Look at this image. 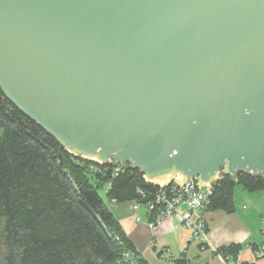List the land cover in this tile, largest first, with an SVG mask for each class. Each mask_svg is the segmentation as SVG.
<instances>
[{
	"label": "water",
	"instance_id": "1",
	"mask_svg": "<svg viewBox=\"0 0 264 264\" xmlns=\"http://www.w3.org/2000/svg\"><path fill=\"white\" fill-rule=\"evenodd\" d=\"M0 90L151 183L262 177L264 0H0Z\"/></svg>",
	"mask_w": 264,
	"mask_h": 264
},
{
	"label": "trees",
	"instance_id": "2",
	"mask_svg": "<svg viewBox=\"0 0 264 264\" xmlns=\"http://www.w3.org/2000/svg\"><path fill=\"white\" fill-rule=\"evenodd\" d=\"M237 186L262 191L264 177L221 176L208 211L234 213ZM138 188L150 189L140 170L69 154L0 90V264H146L109 208L111 200L142 203ZM241 249L214 253L225 259Z\"/></svg>",
	"mask_w": 264,
	"mask_h": 264
},
{
	"label": "crops",
	"instance_id": "3",
	"mask_svg": "<svg viewBox=\"0 0 264 264\" xmlns=\"http://www.w3.org/2000/svg\"><path fill=\"white\" fill-rule=\"evenodd\" d=\"M233 199L232 214L206 212L204 244L195 241L176 218L164 219L149 229L145 211L133 214L124 204L109 207L146 264H174L176 260L185 264H264V258H258L254 249L264 246V190L249 193L237 186ZM230 246H242L236 257L223 259L214 253Z\"/></svg>",
	"mask_w": 264,
	"mask_h": 264
},
{
	"label": "built area",
	"instance_id": "4",
	"mask_svg": "<svg viewBox=\"0 0 264 264\" xmlns=\"http://www.w3.org/2000/svg\"><path fill=\"white\" fill-rule=\"evenodd\" d=\"M118 171L117 169L115 172L118 173ZM144 182L150 186V189L138 188L136 192L142 203L133 201L124 204L128 210L133 214H138L140 210L145 211L149 229L154 228L164 219L176 218L182 226L191 231L195 241L204 244L207 236L205 214L209 210L212 187L200 190L196 181H193L191 187L181 186L175 181L151 183L144 179ZM109 187L110 185L107 189ZM109 205L118 204L111 200ZM255 254L258 258H264V246L257 249Z\"/></svg>",
	"mask_w": 264,
	"mask_h": 264
},
{
	"label": "rangeland",
	"instance_id": "5",
	"mask_svg": "<svg viewBox=\"0 0 264 264\" xmlns=\"http://www.w3.org/2000/svg\"><path fill=\"white\" fill-rule=\"evenodd\" d=\"M263 177H264V173H263ZM99 195L101 196V198H103V200H105V194H104V192L103 191H100L99 192ZM110 208V207H109ZM111 209V211H113V208H110Z\"/></svg>",
	"mask_w": 264,
	"mask_h": 264
}]
</instances>
